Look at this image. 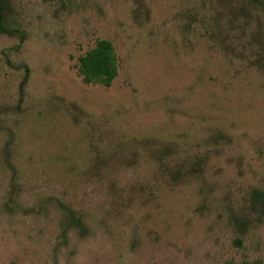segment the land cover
<instances>
[{"label": "rangeland", "instance_id": "obj_1", "mask_svg": "<svg viewBox=\"0 0 264 264\" xmlns=\"http://www.w3.org/2000/svg\"><path fill=\"white\" fill-rule=\"evenodd\" d=\"M0 9V264H264V0Z\"/></svg>", "mask_w": 264, "mask_h": 264}, {"label": "trees", "instance_id": "obj_2", "mask_svg": "<svg viewBox=\"0 0 264 264\" xmlns=\"http://www.w3.org/2000/svg\"><path fill=\"white\" fill-rule=\"evenodd\" d=\"M3 21L0 9V34L9 32L4 29ZM118 67L113 44L108 40H98L94 48L79 58V73L86 84L111 86L118 75Z\"/></svg>", "mask_w": 264, "mask_h": 264}]
</instances>
